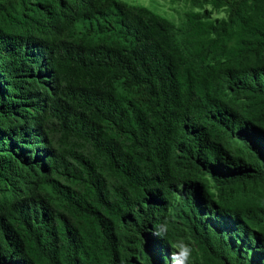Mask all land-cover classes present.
Wrapping results in <instances>:
<instances>
[{"label": "trees", "instance_id": "16d2710c", "mask_svg": "<svg viewBox=\"0 0 264 264\" xmlns=\"http://www.w3.org/2000/svg\"><path fill=\"white\" fill-rule=\"evenodd\" d=\"M190 3L0 0V264H264V0Z\"/></svg>", "mask_w": 264, "mask_h": 264}, {"label": "rangeland", "instance_id": "374dc122", "mask_svg": "<svg viewBox=\"0 0 264 264\" xmlns=\"http://www.w3.org/2000/svg\"><path fill=\"white\" fill-rule=\"evenodd\" d=\"M129 4L142 5L150 10L164 16L174 24L178 25L183 14L190 9V0L171 2L170 0H122ZM212 18L225 19L224 12H213Z\"/></svg>", "mask_w": 264, "mask_h": 264}, {"label": "clouds", "instance_id": "9594fccd", "mask_svg": "<svg viewBox=\"0 0 264 264\" xmlns=\"http://www.w3.org/2000/svg\"><path fill=\"white\" fill-rule=\"evenodd\" d=\"M169 232V224L165 221L163 224L157 225L156 235L164 236ZM172 247L175 251L172 253V264H191L193 249L189 243L180 240L174 243Z\"/></svg>", "mask_w": 264, "mask_h": 264}]
</instances>
